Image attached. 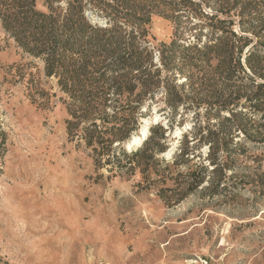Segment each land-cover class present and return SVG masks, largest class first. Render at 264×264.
Here are the masks:
<instances>
[{
    "label": "rangeland",
    "instance_id": "374dc122",
    "mask_svg": "<svg viewBox=\"0 0 264 264\" xmlns=\"http://www.w3.org/2000/svg\"><path fill=\"white\" fill-rule=\"evenodd\" d=\"M70 3L66 87L5 14ZM263 41L264 0H0V264H264Z\"/></svg>",
    "mask_w": 264,
    "mask_h": 264
},
{
    "label": "trees",
    "instance_id": "16d2710c",
    "mask_svg": "<svg viewBox=\"0 0 264 264\" xmlns=\"http://www.w3.org/2000/svg\"><path fill=\"white\" fill-rule=\"evenodd\" d=\"M70 4L71 7H69V10L67 9L65 14L63 15L61 24L56 27H46L50 20L55 19H53V16L51 15L49 16L45 13L35 10L33 6L27 7L26 9L23 8V12H21L23 13V16L21 17L18 15L19 13L16 14L7 12V14H5L7 18L14 20L13 26L9 24L6 25V28L10 31V33L15 36L21 44L23 43V48H25L27 51L37 56H42V54L45 53V61L47 63V66L50 67L49 73L61 72V74H65V76H67L64 78V80H66V87L67 80L73 77V74L71 76L68 74L70 73L69 66L71 61L69 60V63H67L63 70H59L60 66H62L61 62L66 56L65 51L67 52L71 50L70 48L73 38H76V41H82L83 47L88 46L92 41L96 40V37H90L85 34L87 28H90L92 30L94 29L92 25L81 14H79L78 17H75L76 12L72 7V3ZM58 30L63 33L59 34ZM60 47H65L64 51L60 50ZM59 50L61 52H59ZM78 53L81 61L86 59V48H81ZM247 60H249V58ZM250 67L254 69V66L251 63ZM136 152H133V154H136Z\"/></svg>",
    "mask_w": 264,
    "mask_h": 264
},
{
    "label": "bare ground",
    "instance_id": "6f19581e",
    "mask_svg": "<svg viewBox=\"0 0 264 264\" xmlns=\"http://www.w3.org/2000/svg\"><path fill=\"white\" fill-rule=\"evenodd\" d=\"M148 129V123L143 124V134L135 135L129 142H127V148H131L134 143H141L144 141L146 135V130Z\"/></svg>",
    "mask_w": 264,
    "mask_h": 264
}]
</instances>
